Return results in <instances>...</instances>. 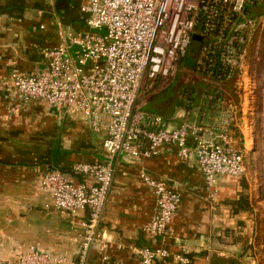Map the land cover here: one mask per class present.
Instances as JSON below:
<instances>
[{
    "label": "built area",
    "instance_id": "obj_1",
    "mask_svg": "<svg viewBox=\"0 0 264 264\" xmlns=\"http://www.w3.org/2000/svg\"><path fill=\"white\" fill-rule=\"evenodd\" d=\"M261 1L82 0L84 32L58 29V43L41 51L42 72L8 74L3 104L8 115L43 104L58 117L79 116L94 131L103 127L102 118L108 120L102 161L76 163L72 175L49 169L37 179L39 189L51 198L45 210L68 217L71 224L86 213L73 264H86L91 248L103 238L102 212L118 156L146 160L172 150L182 162L194 157L210 197L216 194L218 180L245 176L246 148L244 143L240 147L239 135L254 127L250 116L256 80L249 62L263 28L247 15L249 6ZM187 55L193 64L182 69L184 81L202 74L217 88L206 89L195 112L190 107L192 90L170 118L143 110L176 77L177 64ZM221 82H233L240 91L239 108L226 104ZM207 114L209 123L204 122ZM213 114L218 116L215 122ZM139 179L154 198V213L141 233L149 242H162L170 235L181 195L142 169ZM117 249L127 250L139 264H155L168 255L161 246L119 244ZM174 260L189 264L184 255ZM61 262L36 248L17 251L11 260L0 259V264Z\"/></svg>",
    "mask_w": 264,
    "mask_h": 264
},
{
    "label": "crops",
    "instance_id": "obj_2",
    "mask_svg": "<svg viewBox=\"0 0 264 264\" xmlns=\"http://www.w3.org/2000/svg\"><path fill=\"white\" fill-rule=\"evenodd\" d=\"M81 3L82 0H0V259L3 260H11L15 252L24 253L30 248L62 260L60 264H73L76 260L82 232L80 222L86 213L71 224L68 217L45 210L44 205L51 198L39 189L37 179L52 168L72 175L71 168L76 163L102 161V140L108 120L102 118L103 127L94 131L79 116L58 117L43 104L11 115L3 104L8 74L13 70L42 72L41 51L58 43V29L84 32ZM242 139L246 148L244 134ZM140 169L165 181L181 195L169 227L170 235L162 242H149L141 233L142 226L154 213V198L139 179ZM73 179L82 182L80 177ZM84 181L91 183L89 179ZM237 181L218 180L216 194L210 197L194 157L182 162L172 150L146 160L118 156L102 212L103 238L91 248L86 264H139L127 250H118L119 244L151 249L161 246L168 255L155 264H179L175 255L188 257L189 264H252L246 251L250 241L239 230L246 225V213H231V202L242 193Z\"/></svg>",
    "mask_w": 264,
    "mask_h": 264
},
{
    "label": "rangeland",
    "instance_id": "obj_3",
    "mask_svg": "<svg viewBox=\"0 0 264 264\" xmlns=\"http://www.w3.org/2000/svg\"><path fill=\"white\" fill-rule=\"evenodd\" d=\"M248 9L247 19L253 20L256 27L263 23V28H261L254 49L250 53L249 70L256 80L253 104L251 105L253 115L250 116L254 127L250 131H243L247 142L245 156L248 165L246 178L242 177L237 182L242 188V194L248 198L251 212L246 213V225L244 224V227L239 230L241 233L244 232L250 241L249 244H246V251H249L251 258L248 262L264 264V0L254 6H249ZM184 67V62L177 64L176 77L169 83H165L163 91L143 105V110L170 118L180 106L184 105L180 101L182 97L187 98L188 91L191 90V110L195 112L200 108L206 89L217 88V86L208 85L205 80L208 77L202 74L184 81L186 78V72H182ZM220 86L226 104L239 108L240 91L234 88L233 82H221ZM210 114H207L204 119L205 123L210 122ZM211 117L212 122L218 120L217 114H213ZM242 186H245V189ZM245 226L247 227L245 228Z\"/></svg>",
    "mask_w": 264,
    "mask_h": 264
},
{
    "label": "trees",
    "instance_id": "obj_4",
    "mask_svg": "<svg viewBox=\"0 0 264 264\" xmlns=\"http://www.w3.org/2000/svg\"><path fill=\"white\" fill-rule=\"evenodd\" d=\"M185 61V60H184ZM184 61H182V62H184ZM184 64L185 65H187L188 66V64H186L185 62H184ZM163 91V90H162ZM161 91V92H162ZM160 92V93H161ZM158 95V94H157ZM156 95V96H157ZM156 96H154V97H156ZM153 97V98H154ZM180 103H181V101H180ZM182 104V103H181ZM147 112H149V111H147ZM149 113H152V112H149ZM162 116V115H161ZM163 117H165V116H163ZM166 118V117H165ZM240 136V147L242 148L243 147V139H242V137H241V135H239ZM52 169H56V168H52ZM59 170V169H58ZM61 171V170H60ZM62 172V171H61ZM62 173H64V172H62ZM242 187H244V189H245V186H242ZM231 213L232 214H238V213H240V212H245V213H250L251 212V207H250V204H249V202H248V198H247V196H245L244 194H242V193H240L239 195H238V198H237V200H235V201H233V202H231ZM238 225H240V223L238 222Z\"/></svg>",
    "mask_w": 264,
    "mask_h": 264
},
{
    "label": "water",
    "instance_id": "obj_5",
    "mask_svg": "<svg viewBox=\"0 0 264 264\" xmlns=\"http://www.w3.org/2000/svg\"><path fill=\"white\" fill-rule=\"evenodd\" d=\"M184 62L186 64H188L189 66H192V64H193V58L190 55H187Z\"/></svg>",
    "mask_w": 264,
    "mask_h": 264
}]
</instances>
